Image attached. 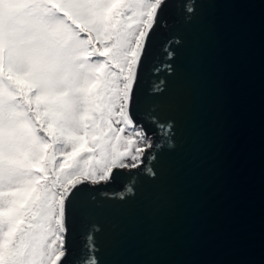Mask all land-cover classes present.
I'll use <instances>...</instances> for the list:
<instances>
[{
    "label": "snow or ice",
    "instance_id": "obj_1",
    "mask_svg": "<svg viewBox=\"0 0 264 264\" xmlns=\"http://www.w3.org/2000/svg\"><path fill=\"white\" fill-rule=\"evenodd\" d=\"M168 3L0 0V264H101L104 203L135 196L139 177L162 181L157 153L176 145L172 121L157 116L166 79L152 76L175 71L153 51ZM184 9L191 20L193 4ZM218 11L207 0L202 15ZM125 169L121 189L97 187Z\"/></svg>",
    "mask_w": 264,
    "mask_h": 264
},
{
    "label": "water",
    "instance_id": "obj_2",
    "mask_svg": "<svg viewBox=\"0 0 264 264\" xmlns=\"http://www.w3.org/2000/svg\"><path fill=\"white\" fill-rule=\"evenodd\" d=\"M215 2V16L202 15L207 0H169L162 12L153 51L175 71L152 79H166L157 116L172 121L176 147L157 153L162 181L139 177L135 196L95 217L101 264H264V0ZM128 174L97 187L119 190ZM82 244L77 219L74 256Z\"/></svg>",
    "mask_w": 264,
    "mask_h": 264
},
{
    "label": "rangeland",
    "instance_id": "obj_3",
    "mask_svg": "<svg viewBox=\"0 0 264 264\" xmlns=\"http://www.w3.org/2000/svg\"><path fill=\"white\" fill-rule=\"evenodd\" d=\"M149 134L152 135V137L154 136V135H153V134H154L153 131H149Z\"/></svg>",
    "mask_w": 264,
    "mask_h": 264
}]
</instances>
